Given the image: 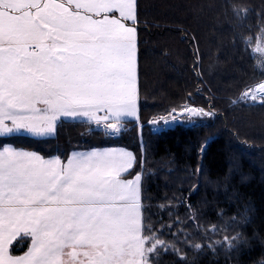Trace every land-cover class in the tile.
Listing matches in <instances>:
<instances>
[{
  "label": "snow or ice",
  "instance_id": "1",
  "mask_svg": "<svg viewBox=\"0 0 264 264\" xmlns=\"http://www.w3.org/2000/svg\"><path fill=\"white\" fill-rule=\"evenodd\" d=\"M233 12L238 42L261 70L232 102L264 103V10L253 15L233 5ZM139 23L138 0H0V264H159L169 251L186 259L181 244L197 252L203 240L212 251L241 244L232 226L242 217L204 227L183 197L159 204L167 224L150 222L143 143L139 157L126 147L86 142L49 152L16 144L54 139L66 122L110 138L130 120L142 129ZM214 116L213 107L185 102L148 123ZM202 171L201 163L196 174ZM198 187L197 180L192 190ZM14 241H25L26 249L17 254Z\"/></svg>",
  "mask_w": 264,
  "mask_h": 264
},
{
  "label": "trees",
  "instance_id": "2",
  "mask_svg": "<svg viewBox=\"0 0 264 264\" xmlns=\"http://www.w3.org/2000/svg\"><path fill=\"white\" fill-rule=\"evenodd\" d=\"M138 3L142 129L131 121L126 123L129 130L117 139H105L99 132L82 136L84 125L66 122L58 127L54 139L38 143L21 138L16 144L49 152L57 148L67 151L86 142L126 147L139 157L143 143L150 177L144 185L146 215L157 228V221L167 224L170 219L159 208L165 197L190 199L201 213L204 227L242 217L232 226L242 233L237 249L218 246L212 251L203 240L205 247L197 252L181 244L186 259L169 251L159 257V264H264V103L232 102L261 70L238 42L241 28L233 5L247 6L254 15L264 10V0ZM185 102L213 107L215 116L163 130H154L148 123L153 116ZM201 163L203 171L197 175ZM197 180L198 191H193ZM185 207H177L180 216L185 215ZM221 209L223 217L218 215ZM202 235L198 232L195 239L199 241ZM165 237L170 234L165 232ZM14 245L17 254L26 249L25 241Z\"/></svg>",
  "mask_w": 264,
  "mask_h": 264
},
{
  "label": "rangeland",
  "instance_id": "3",
  "mask_svg": "<svg viewBox=\"0 0 264 264\" xmlns=\"http://www.w3.org/2000/svg\"><path fill=\"white\" fill-rule=\"evenodd\" d=\"M257 61V60H256ZM260 68V67H259ZM261 101H259V100H257L256 102H254V103H260ZM136 124V123H135ZM137 125V124H136ZM138 126V125H137ZM152 126V128L154 129V130H163V129H166V128H169V127H172L173 125L170 123V124H167V125H165L163 122H160L159 123V125H151ZM138 127H140V126H138ZM127 130H129V128H128V126L125 124V129H124V131L122 132V133H124L125 131H127ZM95 132H99V131H93V132H88L87 131V126L86 125H84V127H83V129L81 130V132H80V134L82 135V136H87V135H89V134H91V133H95ZM99 133H101V132H99ZM57 135V134H56ZM101 136L103 137V138H105V139H108V138H110V137H105L102 133H101ZM119 137V136H118ZM118 137H115V138H111V139H117Z\"/></svg>",
  "mask_w": 264,
  "mask_h": 264
},
{
  "label": "water",
  "instance_id": "4",
  "mask_svg": "<svg viewBox=\"0 0 264 264\" xmlns=\"http://www.w3.org/2000/svg\"><path fill=\"white\" fill-rule=\"evenodd\" d=\"M178 123H180V122L174 123V125H176V124H178Z\"/></svg>",
  "mask_w": 264,
  "mask_h": 264
},
{
  "label": "crops",
  "instance_id": "5",
  "mask_svg": "<svg viewBox=\"0 0 264 264\" xmlns=\"http://www.w3.org/2000/svg\"><path fill=\"white\" fill-rule=\"evenodd\" d=\"M131 121H134V120H130L129 122H131ZM14 243H15V241H14Z\"/></svg>",
  "mask_w": 264,
  "mask_h": 264
}]
</instances>
